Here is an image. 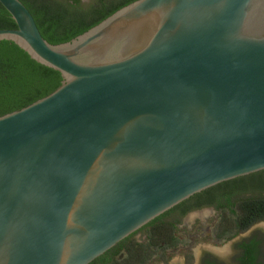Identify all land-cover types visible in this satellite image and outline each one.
Segmentation results:
<instances>
[{
	"label": "water",
	"instance_id": "water-1",
	"mask_svg": "<svg viewBox=\"0 0 264 264\" xmlns=\"http://www.w3.org/2000/svg\"><path fill=\"white\" fill-rule=\"evenodd\" d=\"M61 85L0 116V264H90L190 197L264 170V0H136L50 43Z\"/></svg>",
	"mask_w": 264,
	"mask_h": 264
},
{
	"label": "trees",
	"instance_id": "trees-1",
	"mask_svg": "<svg viewBox=\"0 0 264 264\" xmlns=\"http://www.w3.org/2000/svg\"><path fill=\"white\" fill-rule=\"evenodd\" d=\"M22 1L34 15L45 39L52 44H61L72 41L136 0H94L90 3L81 0L73 3L63 0ZM16 27V22L0 4V29ZM63 79L60 71L33 59L15 42L0 41V116L47 96L61 85ZM249 184L264 192V170L220 183L190 197L143 226L145 238L137 240L132 234L90 264L168 261L183 244L178 235L181 217L204 205H214L221 211L215 229L216 239L234 238L257 222L264 221V194L237 199L239 193L251 188ZM226 210L231 216H226ZM245 248L253 253L256 246L252 242Z\"/></svg>",
	"mask_w": 264,
	"mask_h": 264
},
{
	"label": "rangeland",
	"instance_id": "rangeland-1",
	"mask_svg": "<svg viewBox=\"0 0 264 264\" xmlns=\"http://www.w3.org/2000/svg\"><path fill=\"white\" fill-rule=\"evenodd\" d=\"M252 187L254 186L249 184L250 189L239 193V195H237V199L264 194V192L257 191V189ZM226 211V216H231V214L228 213V210ZM220 218L221 211L211 206L192 211L186 215L182 219V225L179 226L180 230L178 232L179 238H181L183 244L177 247L176 251L172 255L173 258L170 261V264L174 261L182 260L185 252L184 249L190 245H192V247L197 251L198 256L201 251L209 250L218 255L223 261L229 263L232 261L231 258L235 253V244L238 240L249 237L252 232H255L256 230H264V221H261L257 222L248 230L237 234L230 240L219 241L215 237V229L220 222ZM152 264L159 263L154 262ZM195 264H197V262H195Z\"/></svg>",
	"mask_w": 264,
	"mask_h": 264
},
{
	"label": "flooded vegetation",
	"instance_id": "flooded-vegetation-1",
	"mask_svg": "<svg viewBox=\"0 0 264 264\" xmlns=\"http://www.w3.org/2000/svg\"><path fill=\"white\" fill-rule=\"evenodd\" d=\"M63 1L68 3L75 2L74 0H63ZM81 2L90 3V2H94V0H81ZM2 7L4 6L2 5ZM208 206L215 207L217 209V207L214 205H204L202 207L194 208L181 217L180 226L182 225V219L190 212ZM142 228L136 231L135 233H133V236L137 240H141L142 238L146 237V234L144 232L145 230H143ZM254 237L256 238L255 240H253ZM252 242L255 243L256 249L254 250L253 253L252 252L249 253L248 250L245 248V246ZM184 251L185 252H184V256L182 257V260L174 261L172 262V264H195V262H197V264H264V230L263 229L256 230L255 232H252V234L249 237L238 240L235 244V253L231 258L232 261L229 263L223 261L218 255L214 254L209 250L201 251L200 255L198 256L197 251L192 247V245L188 246L186 249H184ZM172 258L173 256H171L168 261H161L157 263L170 264Z\"/></svg>",
	"mask_w": 264,
	"mask_h": 264
}]
</instances>
